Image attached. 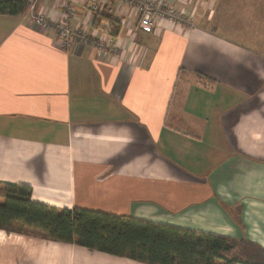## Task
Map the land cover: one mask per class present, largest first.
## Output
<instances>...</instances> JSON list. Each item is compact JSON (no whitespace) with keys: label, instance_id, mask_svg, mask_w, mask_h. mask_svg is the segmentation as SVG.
<instances>
[{"label":"crops","instance_id":"obj_1","mask_svg":"<svg viewBox=\"0 0 264 264\" xmlns=\"http://www.w3.org/2000/svg\"><path fill=\"white\" fill-rule=\"evenodd\" d=\"M85 1L68 23L97 35ZM33 2L62 18L61 1ZM174 2L194 17L187 34L109 15L130 43L117 63L61 46L28 11L0 15V183L264 248V0ZM0 264L145 263L0 229Z\"/></svg>","mask_w":264,"mask_h":264},{"label":"trees","instance_id":"obj_2","mask_svg":"<svg viewBox=\"0 0 264 264\" xmlns=\"http://www.w3.org/2000/svg\"><path fill=\"white\" fill-rule=\"evenodd\" d=\"M26 0H0V15L23 16ZM101 21L109 24L99 28ZM92 26L120 35L119 21L102 12ZM31 187L0 183V229L145 264H264V248L248 241L85 209L56 208L30 199Z\"/></svg>","mask_w":264,"mask_h":264},{"label":"built area","instance_id":"obj_3","mask_svg":"<svg viewBox=\"0 0 264 264\" xmlns=\"http://www.w3.org/2000/svg\"><path fill=\"white\" fill-rule=\"evenodd\" d=\"M29 9L30 22L43 30L56 36L61 46L89 45L98 54H106L117 63L127 57L129 40L126 41L117 37L101 33L88 35L84 30L70 25V18L78 19L75 0H59L62 2L63 15L58 21H49L43 13H36L33 0H26ZM108 5L98 0H86L82 8L90 15H97L102 12L110 15L116 13L118 8L129 10L131 21L137 26L145 28L160 29L167 27L176 33L187 34L196 28L193 15L189 14L184 5H177L174 0H107ZM83 2V1H82ZM111 4V5H110ZM120 22V21H119ZM121 26L122 23L120 22ZM135 25L130 28V34L135 32ZM121 37V36H119Z\"/></svg>","mask_w":264,"mask_h":264},{"label":"rangeland","instance_id":"obj_4","mask_svg":"<svg viewBox=\"0 0 264 264\" xmlns=\"http://www.w3.org/2000/svg\"><path fill=\"white\" fill-rule=\"evenodd\" d=\"M27 11H28V13H29V9H27ZM27 11H26V13H27ZM101 33H104V31H101V30H99Z\"/></svg>","mask_w":264,"mask_h":264}]
</instances>
